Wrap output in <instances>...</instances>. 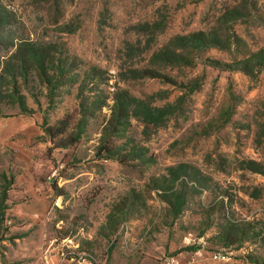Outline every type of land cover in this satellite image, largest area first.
<instances>
[{
    "label": "rangeland",
    "instance_id": "1",
    "mask_svg": "<svg viewBox=\"0 0 264 264\" xmlns=\"http://www.w3.org/2000/svg\"><path fill=\"white\" fill-rule=\"evenodd\" d=\"M263 49L264 0H0V186L92 177L105 264H264Z\"/></svg>",
    "mask_w": 264,
    "mask_h": 264
},
{
    "label": "crops",
    "instance_id": "2",
    "mask_svg": "<svg viewBox=\"0 0 264 264\" xmlns=\"http://www.w3.org/2000/svg\"><path fill=\"white\" fill-rule=\"evenodd\" d=\"M82 175L58 178L61 194L52 176L34 173L31 159L22 173L3 177L0 264H105L96 247L111 239V206L96 208L97 198L88 206L93 178Z\"/></svg>",
    "mask_w": 264,
    "mask_h": 264
},
{
    "label": "trees",
    "instance_id": "3",
    "mask_svg": "<svg viewBox=\"0 0 264 264\" xmlns=\"http://www.w3.org/2000/svg\"><path fill=\"white\" fill-rule=\"evenodd\" d=\"M29 51L30 52L28 55L31 56V58L29 60H28V58L25 59L27 57L26 56V57L21 59V60H23V63L21 65L19 72L22 75L24 73V76H25L26 75L25 71H27V72L30 71V70H28V68L31 69L32 67L34 68L36 66L40 70V77L42 78V80H44V83H46L48 86H52L53 85L52 76L50 75L48 68L45 69V67H44L45 61L43 60V58L39 54H36L35 49H31ZM231 67H233V70H243L247 74H250V75H253V73L255 71H263L264 70V49L254 53L246 61L238 62L236 65H232ZM13 77L16 79L17 75L14 73ZM19 105L21 106V113L22 114L31 113V110L26 107L24 101L21 100ZM63 131H65V130H61L57 133H62ZM46 132L48 133V135H50V137L57 135V133H54L51 128H47ZM73 140L76 141L75 139H73ZM60 147H65V144H62ZM100 151L108 154L109 149H108V147L104 146L101 148ZM53 188H54L55 192H57L58 194H61V191L58 189V187L55 184H53ZM4 197H5V191L2 193V198H4ZM1 213L2 212H1V207H0V215H3ZM228 245H226V246L228 247ZM230 245H231V243H230Z\"/></svg>",
    "mask_w": 264,
    "mask_h": 264
},
{
    "label": "built area",
    "instance_id": "4",
    "mask_svg": "<svg viewBox=\"0 0 264 264\" xmlns=\"http://www.w3.org/2000/svg\"><path fill=\"white\" fill-rule=\"evenodd\" d=\"M167 264H179V262L175 258H172L167 261Z\"/></svg>",
    "mask_w": 264,
    "mask_h": 264
}]
</instances>
